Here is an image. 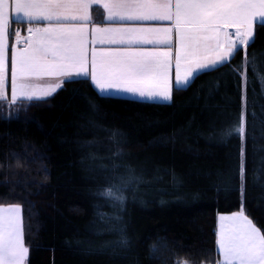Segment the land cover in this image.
<instances>
[{"label": "trees", "instance_id": "obj_1", "mask_svg": "<svg viewBox=\"0 0 264 264\" xmlns=\"http://www.w3.org/2000/svg\"><path fill=\"white\" fill-rule=\"evenodd\" d=\"M255 31L246 70L242 49L170 103L103 97L90 81L47 102L0 101V206L21 205L28 264H217V217L241 206L242 143L225 130L242 110L244 207L264 230V26ZM111 185L122 204L99 194Z\"/></svg>", "mask_w": 264, "mask_h": 264}, {"label": "snow or ice", "instance_id": "obj_2", "mask_svg": "<svg viewBox=\"0 0 264 264\" xmlns=\"http://www.w3.org/2000/svg\"><path fill=\"white\" fill-rule=\"evenodd\" d=\"M99 9L109 22L104 26L91 15ZM21 21L29 25V35L22 42L17 31L10 43L11 24ZM257 26H264V0H0V101L7 99L10 79V108L19 98L29 105L47 102L65 83L89 80L103 97L115 93L170 103L175 92L187 90L199 75L229 63L242 49L241 67L246 70L247 49L255 41ZM240 76L244 87L246 71ZM45 77L59 82L47 89L32 84ZM245 132L242 110L238 121L225 130L229 137L238 134L242 143L241 206L217 217V264H264V230L244 207ZM119 191L111 185L99 194L122 204ZM159 250L152 245L149 252L155 255ZM29 253L21 205L0 206V264H28Z\"/></svg>", "mask_w": 264, "mask_h": 264}, {"label": "crops", "instance_id": "obj_3", "mask_svg": "<svg viewBox=\"0 0 264 264\" xmlns=\"http://www.w3.org/2000/svg\"><path fill=\"white\" fill-rule=\"evenodd\" d=\"M101 10V13H102V17L100 18V19H98L97 21H102L103 22V24H100V26H104L105 24H107V23H109V22H106V21H104V19H103V16H104V14H103V10L102 9H100ZM91 15H92V17H93V19H94V21L96 22V19H95V17L93 16V11L91 12ZM15 23V22H14ZM97 23V22H96ZM125 25H129V24H140L141 22H127V21H125V22H123ZM157 23H161V24H163V23H166V22H143V24L145 25V26H148V25H155V24H157ZM17 24H20V25H23L22 26V29H20V28H18V29H16V30H18L20 33H21V41L23 42V40L29 35V32L27 31V29H28V27H29V25H27V24H25L23 21H21L20 23H17ZM97 24H99V23H97ZM11 26H12V24H11ZM11 29L12 28H10V31H11ZM13 37V36H12ZM15 41V37H13V41L12 42H14ZM11 43V42H10ZM97 47H105V48H107V47H117L116 45H103V46H101V45H97ZM144 47H151L150 45H146V46H144ZM173 77H174V69H173ZM90 81V80H89ZM59 82V80L57 79V78H48V77H45V78H43V79H40V80H36V81H33L32 82V84L36 87V88H38V89H47V88H49L51 85H53V84H55V83H58ZM94 88V87H93ZM8 90H7V99L6 100H8L10 103H11V88H10V79H9V84H8V88H7ZM57 91V90H56ZM55 91V92H56ZM97 91V93H98V90H96ZM54 92V93H55ZM9 94V95H8ZM99 94V93H98ZM100 95V94H99ZM111 97H115V98H124V99H131V100H137L135 97H131V96H128V95H121V94H113ZM49 98V97H48ZM2 101H4V100H2ZM19 101H26V100H24V99H22V98H19L18 100H17V102H19ZM138 101H140V100H138ZM142 102H149V101H147V100H144V101H142ZM149 103H163V102H159V101H153V102H149Z\"/></svg>", "mask_w": 264, "mask_h": 264}, {"label": "rangeland", "instance_id": "obj_4", "mask_svg": "<svg viewBox=\"0 0 264 264\" xmlns=\"http://www.w3.org/2000/svg\"><path fill=\"white\" fill-rule=\"evenodd\" d=\"M8 88V87H7ZM8 90V89H7ZM8 93V92H7ZM5 207H7V206H5ZM225 215H230V214H225Z\"/></svg>", "mask_w": 264, "mask_h": 264}, {"label": "built area", "instance_id": "obj_5", "mask_svg": "<svg viewBox=\"0 0 264 264\" xmlns=\"http://www.w3.org/2000/svg\"><path fill=\"white\" fill-rule=\"evenodd\" d=\"M231 31V30H230ZM16 33V32H15ZM15 35V34H14Z\"/></svg>", "mask_w": 264, "mask_h": 264}]
</instances>
